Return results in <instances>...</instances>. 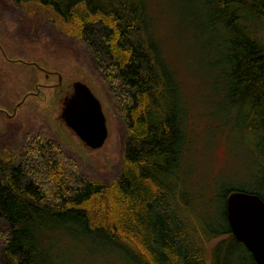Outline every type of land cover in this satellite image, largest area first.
Segmentation results:
<instances>
[{"label": "trees", "instance_id": "1", "mask_svg": "<svg viewBox=\"0 0 264 264\" xmlns=\"http://www.w3.org/2000/svg\"><path fill=\"white\" fill-rule=\"evenodd\" d=\"M10 1L86 48L125 137L120 172L108 184L87 180L50 139L0 158V264H58L61 234L100 239L134 264H244L239 252L255 264L225 218L224 199L233 190L218 187L208 198L222 201L218 218L196 219L197 194L185 187L182 171L189 143L184 102L151 33L146 2ZM200 6L196 19L209 25L217 56L210 66L230 97L224 111L237 100L247 108L239 127L252 137L254 173L247 190L238 191L264 202V0H200Z\"/></svg>", "mask_w": 264, "mask_h": 264}, {"label": "rangeland", "instance_id": "2", "mask_svg": "<svg viewBox=\"0 0 264 264\" xmlns=\"http://www.w3.org/2000/svg\"><path fill=\"white\" fill-rule=\"evenodd\" d=\"M144 1L151 33L184 102L189 141L182 157V171L188 172L184 185L197 194L193 201L199 213L197 221L202 215L218 218L222 201L215 198L210 203L208 199L218 187L246 191L252 182V137L239 127V113L247 108L237 100L224 111L230 97L226 81L220 80L218 69L210 66L217 56L212 36L205 32L209 25L196 19L200 0ZM38 16L29 7L22 10L10 0H0V158L12 155L14 159L30 143L50 139L87 180L108 184L120 172L123 124L106 86L88 67L86 48ZM43 73L58 74L70 84L69 88L78 81L99 100L106 129L101 147L88 150L71 137L59 119L63 97L52 107L50 92L43 89L50 81L43 78ZM52 83H56L54 78ZM29 92L34 94L27 96ZM58 237V264H134L117 251L106 249L100 239L70 240L62 234ZM223 238L210 240L208 249ZM239 256L244 264H250L244 252Z\"/></svg>", "mask_w": 264, "mask_h": 264}, {"label": "water", "instance_id": "3", "mask_svg": "<svg viewBox=\"0 0 264 264\" xmlns=\"http://www.w3.org/2000/svg\"><path fill=\"white\" fill-rule=\"evenodd\" d=\"M59 119L71 137L88 150H96L106 138L99 100L82 83L71 84L62 99ZM230 234L250 253L255 264H264V202L255 194L233 190L224 199Z\"/></svg>", "mask_w": 264, "mask_h": 264}, {"label": "flooded vegetation", "instance_id": "4", "mask_svg": "<svg viewBox=\"0 0 264 264\" xmlns=\"http://www.w3.org/2000/svg\"><path fill=\"white\" fill-rule=\"evenodd\" d=\"M42 76L45 80L50 81L48 87L43 89H47L50 92V102L52 104V107H54L58 99H62V97L63 98L65 97L64 95L70 94L71 92V88H69L70 84L68 82H65L63 79H61V77L58 74L43 73ZM53 78L56 83H52ZM32 94H34V92H29L27 93V96Z\"/></svg>", "mask_w": 264, "mask_h": 264}]
</instances>
